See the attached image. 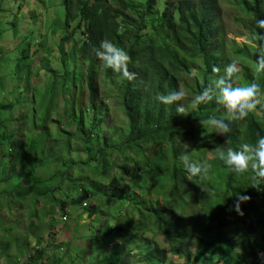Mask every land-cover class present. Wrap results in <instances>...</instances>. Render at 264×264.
<instances>
[{
  "label": "trees",
  "instance_id": "trees-1",
  "mask_svg": "<svg viewBox=\"0 0 264 264\" xmlns=\"http://www.w3.org/2000/svg\"><path fill=\"white\" fill-rule=\"evenodd\" d=\"M138 1L143 8H132L128 0H63L61 24L50 25L58 36L47 40L48 47L60 51L63 71L51 68L46 46L31 55L24 43L17 47L21 53L12 75H6L5 66L0 65V116L3 112L12 113L16 105L3 103L5 85L10 86V82L15 83L24 75L26 84L19 86V92L32 96L35 86L39 88L33 105L23 99L17 105L19 112L26 106L37 109L35 120L28 113L20 117L21 135L9 130L8 126L17 124L13 113L9 120L5 119L6 124H0V196L13 203L32 200L35 206L53 198L54 205L45 215L50 221H56L59 212L67 215L69 204L82 207L89 219L95 217L93 225L97 222L106 227L114 216L116 221L110 227L124 239L128 228L142 241L151 242L139 251L145 264H166L173 255L184 259L179 264H264V184L250 186L251 169L234 176L216 158L218 149H235L239 143L251 144L258 135H264V112L258 117L255 108L243 120L232 121L224 135L210 133L200 124L209 117H225L223 106L215 102V80L223 77L221 54L205 62L204 71H200L202 80L197 75L192 84L187 83L219 34L221 0ZM263 1L239 2L253 21L256 40L252 43L255 47L251 60L255 64L257 57L264 55V30L256 26V20L264 18ZM102 40L111 41L129 55L128 70L135 73L134 79L121 78L95 57L93 49ZM37 54L39 61L35 59ZM1 55L0 47V58ZM34 64L35 76L31 68ZM213 68L217 71L213 72ZM103 75L111 78L108 95L119 103L125 127L115 125L113 130H104L108 121L102 101H98L97 84V78ZM183 86L188 90L183 101L190 111L186 114H178L174 105L160 104L154 98L157 93L181 91ZM206 86L213 100L191 109V97ZM84 92H89L88 101ZM66 101L67 105L71 101L70 107L65 106ZM56 105L64 107V111L60 112ZM89 113L91 116L87 117ZM69 123L73 130L64 127ZM194 139L199 145L197 152L184 151H190L195 162L204 159L210 163L211 168L202 179L186 178L188 174L179 160L181 143ZM205 141L215 144V148L209 150L202 144ZM6 145L9 149L4 153ZM237 192L249 197L239 205L242 214L233 209ZM194 201L201 207L202 215L207 212V236L188 232L183 226L182 213L187 210L186 204ZM102 203L107 204L105 209ZM34 211L32 217L37 216ZM241 221H248V225L238 242L240 250L230 251L226 229ZM79 228L82 237L95 241L94 233H88L90 229L80 224ZM39 235L38 248L30 257L33 264L43 260L49 250L55 254L58 249L52 236H48L44 248ZM69 241L62 246H69ZM96 248V257H77L71 264H107L101 255L108 252V247ZM62 262L54 258L53 264ZM112 264L123 263L120 258Z\"/></svg>",
  "mask_w": 264,
  "mask_h": 264
},
{
  "label": "rangeland",
  "instance_id": "rangeland-1",
  "mask_svg": "<svg viewBox=\"0 0 264 264\" xmlns=\"http://www.w3.org/2000/svg\"><path fill=\"white\" fill-rule=\"evenodd\" d=\"M128 1L131 3L132 8H143L138 0ZM239 2H241V0H221L218 23L219 34H216L212 40L204 60L196 64L192 75L188 77L187 83L189 85L193 83V76L198 75L202 80L203 78L200 75V71H204L203 67L205 66V62L221 54L224 57V61L222 62L224 67L231 62H234L236 65V73L229 78L233 87L245 86L251 82H255L260 86V90L264 88V74L262 71H255L256 64L251 60V55L255 47L252 43L256 40L252 30L253 21L246 10H244L245 12L243 11ZM62 3L63 0H0V47L2 49L0 65L5 66L6 75H12L11 71L18 63V58L21 53V51L19 52L17 50V47L22 43L26 45L31 55L34 51L41 50L42 45H44V47L46 46L48 50V54H46L48 55V60L51 61L50 63L52 64L51 68L57 70V72L63 71V66L60 64L61 61L59 60L60 51L55 47L50 48L47 46V40L50 41L52 36L53 38H57L58 36L56 29H51L50 25L52 23L61 24L60 20L64 17V5ZM247 3L249 4L250 0H247ZM262 11L264 12V1L262 4ZM39 54L36 55V60L40 59ZM82 64L85 65V68L87 67V62L85 60H83ZM36 66L37 65L34 64L31 67L33 76H35L36 73ZM39 71L40 69H38V74ZM22 73L25 74V70H22ZM215 76H218V72L215 73ZM221 76H224L223 70ZM110 79L108 75L97 78V84L100 90L98 101H102L103 105L101 106L106 110L105 113L108 121L104 130L109 128L113 130L115 125L126 126L119 103H116L115 97H110L108 95V87H112ZM36 80L37 78L33 81ZM24 81H26V79L23 75V77L18 78L15 83L10 82V86L6 87L5 85V90L2 88V90H4L2 93L3 103L8 105L13 102L16 104L12 111V117H14V121H16L17 124L14 123L11 127H8L9 130L11 129L12 132H16L19 135H21L22 132V124L20 123L22 121H19L22 115L28 113V117L31 116L32 120L37 118V109H35V106H26V109L20 112L18 110L17 105L21 103L22 99L23 102H31L32 105L34 103L33 101L38 99L37 92H39V88L37 87L36 89V86V93L32 96L29 94L24 95L23 90L19 92V86L26 84ZM181 91L185 92V100L188 97V90L183 86ZM88 94L84 92L86 101L89 99ZM258 101L254 113L259 117L262 112H264V89L258 97ZM56 102H58V99ZM67 102L68 101L65 102V106L70 107L71 101H69V105H67ZM59 107L58 105L56 109H59ZM59 110L63 112L64 107H60ZM12 113L3 112L0 116V124H6L5 119L9 120V115ZM90 116L91 113L87 115V117ZM72 126L73 125L70 123L69 126L64 125V127L69 130H73ZM52 128L55 129L56 124H53ZM58 143L59 141L56 144ZM183 144L188 146L187 149L194 151V153L197 152L196 147L199 145H197L195 139L191 142L185 141ZM202 144L209 150L215 148V144L209 141H205ZM8 149L9 146L6 145L3 146L2 150L5 153ZM75 156L78 157L77 154H75ZM83 156L84 155H81L80 157ZM3 189L4 186H1V190ZM144 196L145 193H143V197ZM207 200L208 199H206V201ZM68 203H70L69 200ZM52 205H54L53 198L49 199L47 203L45 200H42L38 206H35L32 200H28L24 203H13L8 197L0 196V258L4 260V264H33L35 261H32L30 257H34L33 255L38 248V236H36L38 233L41 237L39 241H42L41 243H43L42 245L44 248L48 243V236H52L55 239V246L58 249L55 254L53 252L51 253L49 250V252L44 255L43 260L37 261L36 264H53L54 258L63 260V264H71V261L77 257L80 260H83L85 255L96 257L98 251V248H96L97 246L101 249L108 247V252L103 250L105 254L101 255L103 257L102 259L106 260L107 264H112L120 258L123 264H145L141 261L142 257L139 251L145 246L150 245L151 242L144 239L142 241L139 235L137 237L136 234H133L128 228H126L127 233L125 234L127 235V239H124L115 229L112 230V227H110V224L116 221V217H110L109 224H106V227L97 222L93 225L92 221L95 217L89 219L88 213H85L82 207L77 206L75 208L69 204L67 215L62 214L63 212H59L57 214V220L50 221L45 218V215H47V211H50ZM106 205V203H102L101 207L105 206V209ZM178 205L179 204L176 203L175 209L177 211L180 210L176 208ZM116 206L117 203L114 204V207ZM186 207L187 210L182 213L185 220L183 226H186L188 232L207 236L208 233L204 231V227L207 223L205 220V214L207 216V212L205 211L204 215H202L201 207L198 206V202L196 201L187 203ZM34 208H36L35 211ZM33 211L37 214L36 217L31 216V212ZM64 216H67V218L64 219ZM31 223H33L32 227L30 226ZM79 224L81 227L90 229L88 233H94V244L91 243L90 238L82 237ZM247 225L248 221H241L226 229L227 237H229L226 244L231 243L230 251L232 249L236 251L240 250L238 242H240ZM99 229L102 230V233L99 232ZM121 232L123 233L124 230L121 229ZM135 239H137L136 244L134 243ZM67 241L70 242L69 246L63 247L62 243ZM94 260H96V258H94ZM183 260L184 259H181L180 255H173L169 257L166 264H179V262ZM88 261H90V259ZM0 264H2L1 261Z\"/></svg>",
  "mask_w": 264,
  "mask_h": 264
},
{
  "label": "clouds",
  "instance_id": "clouds-1",
  "mask_svg": "<svg viewBox=\"0 0 264 264\" xmlns=\"http://www.w3.org/2000/svg\"><path fill=\"white\" fill-rule=\"evenodd\" d=\"M256 26L258 29L264 30V18L257 19ZM261 36H264V31L261 32ZM93 53L96 58L103 62L104 67L110 68L114 73H119L121 78L129 81L134 79L135 73L128 70L129 55L111 41L102 40L99 47L93 49ZM212 71L215 72L217 69L213 68ZM236 71L235 63H228L223 69L224 76L215 80V88L218 89L215 102L223 106L225 117H209L206 121H200L203 128L209 130L210 133L224 135L229 131V124L232 121L243 120L256 108L259 102L260 86L257 83L251 82L245 86L233 87L228 82ZM255 71H264V55L257 57ZM154 98L160 104L174 105L178 114L190 112L183 103L185 98L184 91L176 90L166 94L157 93ZM211 100H213V95L210 93L209 87L206 86L199 94L191 97L190 107L194 110L197 106ZM187 147L186 144L181 143L179 146L181 152L178 154L179 160L188 174L186 178L195 177L196 179H202L206 177L211 168L210 163L204 159L199 162L193 161L190 151H184ZM216 158L234 176L244 174L251 169L250 186L258 187L260 184H264V135H258L255 142L251 144L239 143L235 149L232 147L222 150L218 149ZM200 187L206 190L204 186L200 185ZM248 199L249 197L246 194L237 192L233 201V209L238 214H242L239 205ZM0 261L4 264L3 259L0 258Z\"/></svg>",
  "mask_w": 264,
  "mask_h": 264
}]
</instances>
